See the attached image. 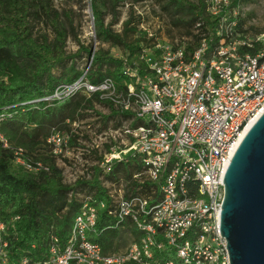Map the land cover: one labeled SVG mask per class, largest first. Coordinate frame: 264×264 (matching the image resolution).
<instances>
[{"label":"built area","instance_id":"2783aa9c","mask_svg":"<svg viewBox=\"0 0 264 264\" xmlns=\"http://www.w3.org/2000/svg\"><path fill=\"white\" fill-rule=\"evenodd\" d=\"M232 1L206 0L211 20L219 24L201 33L199 21L197 46L189 47V37L161 41L143 28L154 40L142 42L133 58L121 56L124 88L111 77L93 84L87 76L91 61L81 77L46 98L100 93L117 111L131 113L117 120V128L99 132V125H90L87 136L84 121L72 122L69 129L54 130L47 143L55 158L92 165L94 179L73 184L98 180L97 170L108 172L133 157L143 168L134 177L145 175L158 185L157 201L103 182L108 198L81 194L66 239L49 232L44 257L36 245L13 254L0 216V264H231L221 231L223 180L246 132L264 112V49L255 54L244 49L259 41L240 36V10ZM88 136L94 141L87 143ZM0 142L12 154V165L31 173L50 170L1 133ZM106 215L112 222L105 228L132 237L122 250L105 253L94 240Z\"/></svg>","mask_w":264,"mask_h":264},{"label":"trees","instance_id":"16d2710c","mask_svg":"<svg viewBox=\"0 0 264 264\" xmlns=\"http://www.w3.org/2000/svg\"><path fill=\"white\" fill-rule=\"evenodd\" d=\"M65 1L82 6L85 0ZM90 1L96 36L105 43L123 49L124 55L133 58L142 42L154 40L148 39L147 32L142 28L146 23L144 14L134 8L144 0L132 1L127 18L119 30L115 26L121 19L120 8L127 0ZM243 1L233 0L231 7L240 10ZM155 2L169 18L171 27L168 34L171 38L189 37V47L198 45L202 38L200 35L207 32V27L213 28L219 24L218 20H211L206 0ZM63 14L55 9L54 0H0V114H4L0 133L13 145L23 147L34 155L35 162L42 161L50 168L39 173L14 170L12 154L0 142V216L7 224L6 238L15 255L36 245L40 256L44 257L48 235L53 230L66 239L82 205L81 194H94L98 199L108 198L103 182H112L118 187L124 183L127 193L140 194L154 202L159 196L157 184L147 180L145 175L140 179L134 177L143 168L133 157L114 163L108 172L97 170L95 175L98 180H78L76 184L68 185L63 181V170L54 165L55 157L47 143L54 130H66L72 122L94 118L96 120L90 125H99L98 131L102 132L111 126L117 128L121 124L119 120L131 116V113L117 111L111 102L100 98V93L89 97L79 92L65 99H46L60 84L72 83L83 75L76 58H83L85 53L93 57L87 74L93 84L111 77L122 89L128 79L122 72L123 58L108 56L102 51L93 53L92 45L83 44L79 54L67 55L64 47L75 31L73 28L70 31L66 26L62 20ZM109 15L112 19L107 23ZM41 18L51 24L52 38L49 33V36L35 35L34 21ZM199 21L202 22L201 33L196 32ZM238 21V29L244 31L240 15ZM218 39L215 37L214 42L217 43ZM261 48L263 45L256 42L253 48L244 49L255 54ZM95 101L109 107L110 112L103 114L97 111ZM99 177L103 179L99 180ZM111 222V216H104L94 239L105 253L122 250L128 243L120 230L105 228Z\"/></svg>","mask_w":264,"mask_h":264},{"label":"rangeland","instance_id":"374dc122","mask_svg":"<svg viewBox=\"0 0 264 264\" xmlns=\"http://www.w3.org/2000/svg\"><path fill=\"white\" fill-rule=\"evenodd\" d=\"M133 0H127L125 5L120 8L121 11V19L118 25L115 26L117 30L121 29L123 21L127 18V14L130 11L131 3ZM54 7L59 13L67 12L66 15L63 14L62 20L65 21L66 26L71 31L72 28L75 31V34H71L66 41V45L64 47V51L67 55H76L79 54L81 49V45H92L93 53L104 52L108 56L113 57H121L124 55L123 49L113 46L109 43H105L100 40L96 36L95 32V21L93 16L92 4L90 0H85L82 3V6L74 5L65 0H54ZM135 10L138 13H143L146 18V23L143 24L142 28L149 30L150 32L157 35V37L161 41H171V35L168 34V29L171 27L169 18L167 15L161 10L159 4L155 2V0H144L140 3H137L134 6ZM240 17L244 22V29L240 31V36L242 38H249L255 41H259L263 45L264 49V0H245L240 7ZM112 16L109 15L106 19V22H110ZM35 24V35L40 36L42 34H50V38L54 36L52 31V26L50 23H47L45 18L36 19L34 21ZM261 31L260 34L257 31ZM177 38H180L179 36ZM94 56V54H93ZM76 60L80 63V70L84 72V70L89 66L92 61V56L85 53L84 57ZM95 109L97 111L102 112L103 114H108L110 112L109 107L104 106L103 104L95 101ZM96 119L89 118L87 121H84V125H81V131L86 134L87 131L92 128L90 127V123L94 122ZM98 127V125H96ZM90 137V136H88ZM91 138V139H90ZM88 141H94L93 137H90ZM47 152V151H46ZM49 152V151H48ZM30 158L35 160V156L30 154ZM54 165L58 166L63 170V181L64 183L73 184L75 180L80 179L82 177H93V173L91 170V164H85L80 162L68 161L65 159L55 158ZM13 169L16 171H23V169L18 168L16 165H12ZM25 172V171H23ZM91 172V173H90ZM90 174V175H89ZM126 191V186L122 185L118 187V190ZM124 236V240L130 242L132 237L128 234H122ZM128 244V243H127ZM126 244V245H127ZM126 247V246H125ZM123 247L122 249H124Z\"/></svg>","mask_w":264,"mask_h":264},{"label":"water","instance_id":"95a60500","mask_svg":"<svg viewBox=\"0 0 264 264\" xmlns=\"http://www.w3.org/2000/svg\"><path fill=\"white\" fill-rule=\"evenodd\" d=\"M221 231L231 264H264V112L250 126L224 176Z\"/></svg>","mask_w":264,"mask_h":264}]
</instances>
